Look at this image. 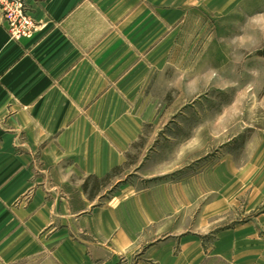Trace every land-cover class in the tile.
I'll return each mask as SVG.
<instances>
[{"label": "crops", "instance_id": "crops-1", "mask_svg": "<svg viewBox=\"0 0 264 264\" xmlns=\"http://www.w3.org/2000/svg\"><path fill=\"white\" fill-rule=\"evenodd\" d=\"M23 1L29 35L11 36L0 10V264H205L210 251L264 264V208L208 247L202 225L220 202L203 206L197 229H179L159 207L168 185L97 205L88 187L126 161L151 111L144 82L181 25L241 0Z\"/></svg>", "mask_w": 264, "mask_h": 264}, {"label": "rangeland", "instance_id": "rangeland-1", "mask_svg": "<svg viewBox=\"0 0 264 264\" xmlns=\"http://www.w3.org/2000/svg\"><path fill=\"white\" fill-rule=\"evenodd\" d=\"M180 28L165 64L144 82L141 102L151 111L126 161L88 187L97 205L131 186L168 185L157 190L159 207L174 209L179 229H197L203 206L220 202L202 225L212 247L217 233L264 208V0L196 11ZM209 254L205 264H231Z\"/></svg>", "mask_w": 264, "mask_h": 264}, {"label": "built area", "instance_id": "built-area-1", "mask_svg": "<svg viewBox=\"0 0 264 264\" xmlns=\"http://www.w3.org/2000/svg\"><path fill=\"white\" fill-rule=\"evenodd\" d=\"M1 20L11 36L18 38L31 34L35 22L23 0H0Z\"/></svg>", "mask_w": 264, "mask_h": 264}, {"label": "trees", "instance_id": "trees-1", "mask_svg": "<svg viewBox=\"0 0 264 264\" xmlns=\"http://www.w3.org/2000/svg\"><path fill=\"white\" fill-rule=\"evenodd\" d=\"M119 167H116L115 169H113V170H111L108 174H106L104 177H103V179H105V178H109V177H111L112 175H114L116 172V169H118ZM86 184H87V181H85L84 183H83V188H85V186H86ZM86 189V188H85Z\"/></svg>", "mask_w": 264, "mask_h": 264}]
</instances>
